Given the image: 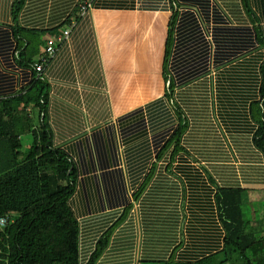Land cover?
I'll use <instances>...</instances> for the list:
<instances>
[{"label": "crops", "instance_id": "obj_1", "mask_svg": "<svg viewBox=\"0 0 264 264\" xmlns=\"http://www.w3.org/2000/svg\"><path fill=\"white\" fill-rule=\"evenodd\" d=\"M80 1L0 0V97L35 83L32 64L18 60L25 33L15 31L73 25L47 69V122L53 146L75 167L69 206L79 264L111 228L95 264L223 257L219 189L244 193L248 228L264 238V219L256 218L264 208V156L253 143V109L263 105L264 0H91L76 17ZM48 34L39 36V49ZM156 106L166 121L176 112L186 123L187 156H175L173 146L162 151L176 125L152 115Z\"/></svg>", "mask_w": 264, "mask_h": 264}, {"label": "trees", "instance_id": "obj_2", "mask_svg": "<svg viewBox=\"0 0 264 264\" xmlns=\"http://www.w3.org/2000/svg\"><path fill=\"white\" fill-rule=\"evenodd\" d=\"M175 15L176 12L168 25L164 62L171 46ZM75 16L78 17L77 12ZM66 25L69 22L45 32L15 31L25 33L27 41L24 48L18 49L20 65L28 66L37 60L41 53L39 47L44 44L39 36L57 33ZM259 42L264 44L260 38ZM260 67L259 99L263 105L253 109V119L258 125L253 143L264 156V55ZM163 75L166 76V71ZM48 92V84L36 80L28 90L0 97V218H8L6 225L0 227V264H79L78 223L69 206L76 172L69 155L53 146L47 122ZM165 96L169 97L166 93ZM152 109V115L166 121L165 109L158 106ZM40 113H43L41 120L38 119ZM168 113L170 116V110ZM166 124L176 127L168 140L163 139L162 151L173 146L175 156L178 153H182L181 157L187 156L181 147L186 123L181 124L179 115L174 112ZM24 136L30 137L26 148L23 147ZM218 192L217 204L227 232L223 257L213 256L186 264H233L234 261L236 264H264V238L256 237L248 228L242 191L219 189ZM111 230L99 240L87 264H95L105 250Z\"/></svg>", "mask_w": 264, "mask_h": 264}, {"label": "built area", "instance_id": "obj_3", "mask_svg": "<svg viewBox=\"0 0 264 264\" xmlns=\"http://www.w3.org/2000/svg\"><path fill=\"white\" fill-rule=\"evenodd\" d=\"M91 2H85L80 6V14L84 15L90 8ZM73 25L65 26L64 29L59 30L57 33L49 34L46 37L45 45L40 51V55L37 60L32 64V71L35 75V80H39L44 83H49L47 77V69L57 54L58 48L63 43H67L72 31ZM43 103V100L40 101ZM8 221L7 217L0 218V227H4Z\"/></svg>", "mask_w": 264, "mask_h": 264}, {"label": "rangeland", "instance_id": "obj_4", "mask_svg": "<svg viewBox=\"0 0 264 264\" xmlns=\"http://www.w3.org/2000/svg\"><path fill=\"white\" fill-rule=\"evenodd\" d=\"M91 0H81L80 1V3H79V5H78V10H79V12H80V6L81 5H83L85 2H90ZM91 7V6H90ZM78 11H77V13H79ZM132 17H134V16H132ZM131 19V18H130ZM66 26H70V24L69 25H66ZM58 27V26H57ZM65 27V26H64ZM130 27V29H129V33L130 34H134V33H139V31L138 30H136L135 31V29H134V27H132V26H129ZM143 28H145V27H143ZM127 30H125V32H126ZM149 33L147 30H144V29H142L141 31H140V33ZM49 35V34H48ZM47 35V36H48ZM46 36V37H47ZM40 51H41V48H40ZM55 59V58H54ZM53 59V60H54ZM53 60H51V62L53 61ZM50 62V63H51ZM47 77H48V79H49V82H51V79L49 78V75H48V70H47ZM36 81V80H35ZM40 118L42 119L43 118V113H41V115H40ZM23 147L24 148H26L27 147V145L30 143V137L29 136H24L23 137ZM56 148V147H55ZM242 195V197L244 198V193H242L241 194ZM243 200V199H242ZM258 205L259 206H261V207H264V203L262 202V203H258ZM246 208V207H245ZM244 211H245V209H244ZM259 213H256V218H259V219H264V208L262 209V210H260V211H258ZM256 237H257V235H256ZM258 237H260V235L258 236ZM226 264H232V263H226ZM233 264H236V262L234 261V263Z\"/></svg>", "mask_w": 264, "mask_h": 264}, {"label": "clouds", "instance_id": "obj_5", "mask_svg": "<svg viewBox=\"0 0 264 264\" xmlns=\"http://www.w3.org/2000/svg\"><path fill=\"white\" fill-rule=\"evenodd\" d=\"M40 115H41V113H40Z\"/></svg>", "mask_w": 264, "mask_h": 264}]
</instances>
